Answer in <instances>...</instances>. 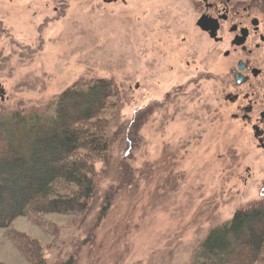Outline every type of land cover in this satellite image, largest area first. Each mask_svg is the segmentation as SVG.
<instances>
[{
  "label": "rangeland",
  "instance_id": "rangeland-1",
  "mask_svg": "<svg viewBox=\"0 0 264 264\" xmlns=\"http://www.w3.org/2000/svg\"><path fill=\"white\" fill-rule=\"evenodd\" d=\"M165 8V0H0V120L49 113L65 89L99 78L118 93L88 210L10 225L41 241L49 264L74 254L77 264H192L212 228L264 199L262 151L215 110L198 82L207 46L191 29L166 30ZM0 261L28 264L5 228Z\"/></svg>",
  "mask_w": 264,
  "mask_h": 264
},
{
  "label": "trees",
  "instance_id": "trees-1",
  "mask_svg": "<svg viewBox=\"0 0 264 264\" xmlns=\"http://www.w3.org/2000/svg\"><path fill=\"white\" fill-rule=\"evenodd\" d=\"M117 94L111 80L99 78L65 89L49 113L13 111L0 120V228L28 264L49 263L41 241L11 229L12 221L27 217L41 224L49 214L88 210L95 162L109 146L105 113ZM73 256L58 264H77ZM192 264H264V199L212 228Z\"/></svg>",
  "mask_w": 264,
  "mask_h": 264
},
{
  "label": "flooded vegetation",
  "instance_id": "flooded-vegetation-1",
  "mask_svg": "<svg viewBox=\"0 0 264 264\" xmlns=\"http://www.w3.org/2000/svg\"><path fill=\"white\" fill-rule=\"evenodd\" d=\"M165 5V14L172 15L166 30L191 29L207 46L198 82L209 87L215 110L237 122L264 158V0H165Z\"/></svg>",
  "mask_w": 264,
  "mask_h": 264
},
{
  "label": "water",
  "instance_id": "water-1",
  "mask_svg": "<svg viewBox=\"0 0 264 264\" xmlns=\"http://www.w3.org/2000/svg\"><path fill=\"white\" fill-rule=\"evenodd\" d=\"M3 98H4V90L0 84V99L3 100Z\"/></svg>",
  "mask_w": 264,
  "mask_h": 264
}]
</instances>
